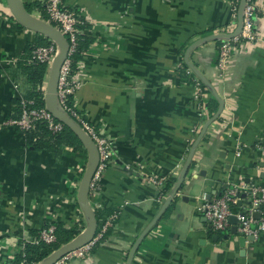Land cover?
Wrapping results in <instances>:
<instances>
[{
    "label": "crops",
    "instance_id": "obj_1",
    "mask_svg": "<svg viewBox=\"0 0 264 264\" xmlns=\"http://www.w3.org/2000/svg\"><path fill=\"white\" fill-rule=\"evenodd\" d=\"M22 2L42 19L39 6L45 0ZM63 4L89 22L94 38L75 72L74 106L112 148V161L89 204L93 211L118 214L85 258L66 264H127L137 243L130 264H264V232L243 236L241 248L231 228L215 232L198 210L203 196L220 197L240 184L264 188V0L254 21L257 40L239 47L224 70L216 65L219 40L191 51L188 62L199 75L185 65L184 54L228 23L226 0ZM39 36L20 26L0 0V260L14 258L43 227L76 226L80 233L86 227L77 191L87 154L64 146L57 153L35 150L26 145L25 133L6 123L14 119L13 101L26 89L12 71ZM195 79L200 99L194 97ZM220 101L223 108L195 148L178 193L143 235L178 184ZM210 102L217 103L214 111ZM150 176L164 185L151 184ZM243 199L233 213L249 203Z\"/></svg>",
    "mask_w": 264,
    "mask_h": 264
},
{
    "label": "built area",
    "instance_id": "obj_2",
    "mask_svg": "<svg viewBox=\"0 0 264 264\" xmlns=\"http://www.w3.org/2000/svg\"><path fill=\"white\" fill-rule=\"evenodd\" d=\"M241 0H226L227 9L229 13L228 23L220 28L217 34H232L237 28V16ZM259 0H245V5L242 10V24L238 35L231 39L219 40L217 47V68L224 70L230 61L231 57L238 50L239 47L246 43H251L257 40V34L254 30V21L256 19V12ZM44 9L48 16V23L52 22L57 30L66 38L69 44L67 59L60 68L57 99L58 105L63 112L70 116L87 134L97 147L99 154V163L94 173L90 184V193L100 189V178L102 173L107 169L112 161L111 141L101 133L95 126L89 124L78 113L74 106L69 104L72 94L79 82L76 80L75 73L72 74L70 56L76 52L77 35L79 34V17L74 11L66 8L63 0H46L44 2ZM50 24V23H49ZM57 54V46L51 42L48 46L37 47L31 52L28 63L47 64L50 67L51 62ZM79 66V63H78ZM191 72L188 71L189 74ZM46 80L42 91L45 96ZM195 82L194 97L200 99L201 90L198 79ZM197 91H199L197 93ZM44 99V97H43ZM20 115L17 119H10L6 123L16 127L20 132L26 133L32 131L38 122H44L47 125L51 134H58L63 131L64 125L56 121L52 115L43 107H35L32 100H26L24 97L19 98ZM85 170V168H84ZM83 170V173H84ZM148 181L158 187L164 185L163 179H156L153 176L148 178ZM245 195L248 204L237 213L231 211V206L243 205V197ZM264 204V188L257 185L240 184L234 186L227 193L213 199H206L203 196L198 203V210L206 219L210 228L215 232H227L231 228L229 217L235 216L237 220V232L242 236L257 237L259 233L264 232V216L260 214V207ZM258 213L259 217L255 218L253 215ZM118 218L117 213H113L105 217L100 225L93 240L80 249L71 252L54 264H66L68 261L75 258H85L91 251L92 247L101 240L104 235L111 229ZM254 226V227H253ZM55 226L49 225L38 230L35 237L29 242L30 244H45L51 245L56 242ZM23 246L21 247L22 251ZM19 251V252H20ZM0 264H14V258L0 260ZM19 264H38L33 262H20Z\"/></svg>",
    "mask_w": 264,
    "mask_h": 264
},
{
    "label": "water",
    "instance_id": "obj_3",
    "mask_svg": "<svg viewBox=\"0 0 264 264\" xmlns=\"http://www.w3.org/2000/svg\"><path fill=\"white\" fill-rule=\"evenodd\" d=\"M6 2L11 15L20 26L35 34L43 36L44 38L48 39L57 46V54L53 58L51 65L49 67V73L46 82L45 96H44L45 108L56 121L63 124L64 127L69 129L78 138V140L81 142L82 146L87 152V161L85 165V170L82 175L77 191V203L86 219V227L73 240L62 245L57 250L53 251L47 258L43 259L41 262L38 263V264H54L57 260H59L63 256L71 252H74L80 249L81 247L87 245L88 243H90L96 234L98 224L94 211L89 204V195H90V184L99 163V154L97 151V147L95 143L92 141V139L87 134H85L83 130L80 128V126L70 116H68L65 112H63L58 105L57 86H58L59 73L61 66L67 59L68 50H69V44L66 38L61 34L59 30L54 28L48 22L40 18H37L33 16L31 13H29L26 10L22 0H6ZM244 5H245V0H241L239 5L238 16H237V28L232 34H217V35L208 36L199 39L188 46L184 54V63L195 74L199 75L196 72L195 68L188 62V56L191 53V51H193L195 48L206 42L222 40V39H231L234 36L238 35L241 30L242 10ZM222 108H223V103L220 101L218 112L204 125L199 136L195 140L190 150V153L187 157L185 166L181 172L180 180L178 184L175 186L172 193L167 198L164 205L161 207L158 214L151 222V224L148 226V228L145 230L143 235H145L153 226H155V224L158 223L166 207L170 204L174 195L178 193L181 183L190 168L191 158L195 148L201 141L207 128L216 120ZM205 192L211 195L209 190H206ZM209 198L210 197L208 196V199ZM245 204L248 203L245 202ZM229 222L231 224L230 234L238 236L239 245L241 248H243L245 238L237 232L236 217L235 216L229 217ZM224 239H227V235L224 236ZM248 240H252V238H249ZM137 245L138 243L132 249L127 264H130V261L133 257V254L135 253Z\"/></svg>",
    "mask_w": 264,
    "mask_h": 264
},
{
    "label": "trees",
    "instance_id": "obj_4",
    "mask_svg": "<svg viewBox=\"0 0 264 264\" xmlns=\"http://www.w3.org/2000/svg\"><path fill=\"white\" fill-rule=\"evenodd\" d=\"M46 1V0H45ZM26 10L31 13V8L25 6ZM42 10L41 17L44 21L48 22V16L46 15L44 9V3L42 7L39 6ZM71 10V9H70ZM79 17V34L77 35V47L76 52L70 56L71 62V71L72 74L78 70V63L82 60L83 55L89 50L90 46L94 42V38L90 35L91 25L86 21L78 11L72 10ZM50 25L55 26L52 22H49ZM219 45V42H217ZM51 44V41L39 36L31 44H27L23 51V56L17 61L14 70L12 71L13 76L20 75L24 80V85L26 87L24 92V99L32 100L35 107L44 106V93L42 87L44 86L45 78L47 75V64L40 63H28L30 59L31 52L37 47L48 46ZM70 105L73 104L72 97L69 102ZM13 115L12 118L17 119L20 115V104L19 100L15 99L13 101ZM217 107L216 102H210L209 108L214 111ZM26 145L32 147L35 150L47 151L51 153H57L60 147H68L72 151H82L85 155L86 150L83 148L81 142L78 138L66 127L63 128V131L58 134H51L48 130L47 125L44 122H38L35 125V128L32 131L25 133ZM238 208L237 205L231 206V211H236ZM111 212H105L102 210H95L94 214L97 219V231L100 228L102 220L109 216ZM167 211L164 216H166ZM56 242L51 245L45 244H30L25 243L22 251L18 252L14 256V264H19L20 262H33L39 263L43 259L47 258L53 251L57 250L61 245H64L74 239L77 235L80 234L81 229L78 227H73L71 229L63 228L61 225H56ZM37 234V233H36Z\"/></svg>",
    "mask_w": 264,
    "mask_h": 264
},
{
    "label": "rangeland",
    "instance_id": "obj_5",
    "mask_svg": "<svg viewBox=\"0 0 264 264\" xmlns=\"http://www.w3.org/2000/svg\"><path fill=\"white\" fill-rule=\"evenodd\" d=\"M48 73H49V67L47 69V75H46V78H45L46 81H47V78H48Z\"/></svg>",
    "mask_w": 264,
    "mask_h": 264
}]
</instances>
